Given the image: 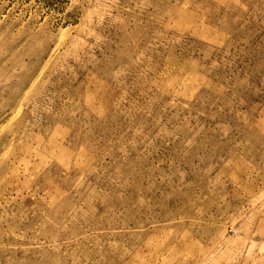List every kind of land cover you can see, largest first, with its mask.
Returning a JSON list of instances; mask_svg holds the SVG:
<instances>
[{
  "label": "rangeland",
  "instance_id": "obj_1",
  "mask_svg": "<svg viewBox=\"0 0 264 264\" xmlns=\"http://www.w3.org/2000/svg\"><path fill=\"white\" fill-rule=\"evenodd\" d=\"M0 264H264V0H0Z\"/></svg>",
  "mask_w": 264,
  "mask_h": 264
}]
</instances>
